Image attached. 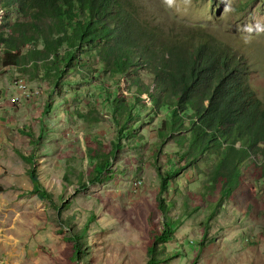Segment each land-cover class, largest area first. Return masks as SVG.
Returning <instances> with one entry per match:
<instances>
[{"label":"trees","instance_id":"trees-1","mask_svg":"<svg viewBox=\"0 0 264 264\" xmlns=\"http://www.w3.org/2000/svg\"><path fill=\"white\" fill-rule=\"evenodd\" d=\"M148 4L149 0H0V67L12 82L19 80L17 73L28 82L46 84V89L59 91L67 85L74 96L80 90L73 87L76 83L98 91L114 137L108 150L88 147L86 157L93 166L88 176L76 175L79 189L111 172L114 153L125 145L136 148L138 127L161 115L155 129L158 141L151 151L159 179V227L148 247V263L157 264L169 255L155 256L156 242L171 240L185 218L200 215L202 244L215 224H221L219 229L230 226L238 214L229 208L230 202L247 197L242 190L248 176L254 183L264 181V100L250 84L245 55L208 27L162 21L148 11ZM23 80L14 87L19 95ZM122 82L125 96L119 93ZM145 93L148 104L141 97ZM50 107L48 100L43 111ZM25 130L36 145L32 132ZM167 143L176 151L163 160L160 154ZM188 169L198 175L199 185L185 192L176 178ZM27 174L33 192L58 208L54 192L33 164ZM73 182L70 175L64 176V183ZM170 184L182 190L171 196ZM91 218L90 213L72 239L85 234Z\"/></svg>","mask_w":264,"mask_h":264},{"label":"rangeland","instance_id":"rangeland-1","mask_svg":"<svg viewBox=\"0 0 264 264\" xmlns=\"http://www.w3.org/2000/svg\"><path fill=\"white\" fill-rule=\"evenodd\" d=\"M147 7L164 22L203 25L222 36L247 57L250 84L264 100V0H149ZM1 69L0 264H149L148 247L160 216L155 206L159 179L151 151L158 141L155 129L161 115L138 127L136 148L125 145L114 153L111 172L79 189L76 175L88 176L93 166L86 157L88 147L108 150L114 137L110 114L100 103L98 91L81 89L76 83L73 87L80 90L74 96L67 85L59 91L46 89V84L28 82L15 73L27 83H20L23 93L19 95L14 78ZM120 86L119 93L125 96V83ZM141 97L149 103L147 93ZM48 100L51 107L44 112ZM23 127L32 132L36 145ZM171 144H164L160 159L176 151ZM31 154L32 161L27 159ZM32 164L54 192L58 208L33 192L27 174ZM67 174L72 184L64 183ZM248 178L242 190L247 197L230 202L229 208L238 212L230 226L219 229L221 224H215L200 244L204 233L200 215L185 218L171 240L156 242L155 256L169 255V260L157 264H264V181L254 183L253 176ZM176 180L185 192L199 185L198 175L189 169ZM180 190L170 184L171 196ZM90 213L85 234L72 239Z\"/></svg>","mask_w":264,"mask_h":264},{"label":"bare ground","instance_id":"bare-ground-1","mask_svg":"<svg viewBox=\"0 0 264 264\" xmlns=\"http://www.w3.org/2000/svg\"><path fill=\"white\" fill-rule=\"evenodd\" d=\"M20 81H22V79H19V80H17V81H15V83H14V87L17 85V83H19ZM24 81V80H23ZM15 90H16V88H14ZM16 96H17V94H16ZM16 96H14L12 99H14Z\"/></svg>","mask_w":264,"mask_h":264},{"label":"built area","instance_id":"built-area-1","mask_svg":"<svg viewBox=\"0 0 264 264\" xmlns=\"http://www.w3.org/2000/svg\"><path fill=\"white\" fill-rule=\"evenodd\" d=\"M19 104V101H17L14 105Z\"/></svg>","mask_w":264,"mask_h":264}]
</instances>
